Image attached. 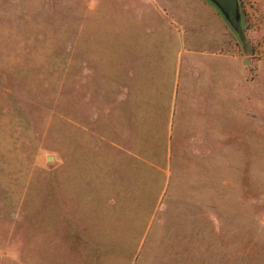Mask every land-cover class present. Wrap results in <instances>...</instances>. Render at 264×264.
I'll return each mask as SVG.
<instances>
[{"label": "rangeland", "instance_id": "1", "mask_svg": "<svg viewBox=\"0 0 264 264\" xmlns=\"http://www.w3.org/2000/svg\"><path fill=\"white\" fill-rule=\"evenodd\" d=\"M239 4L242 40L208 0H0V264H264Z\"/></svg>", "mask_w": 264, "mask_h": 264}, {"label": "water", "instance_id": "2", "mask_svg": "<svg viewBox=\"0 0 264 264\" xmlns=\"http://www.w3.org/2000/svg\"><path fill=\"white\" fill-rule=\"evenodd\" d=\"M216 7L221 16L225 19L239 40L243 39V25L239 0H208ZM48 157L47 160H50Z\"/></svg>", "mask_w": 264, "mask_h": 264}, {"label": "crops", "instance_id": "3", "mask_svg": "<svg viewBox=\"0 0 264 264\" xmlns=\"http://www.w3.org/2000/svg\"><path fill=\"white\" fill-rule=\"evenodd\" d=\"M209 70H211V72L213 73L212 69L210 68Z\"/></svg>", "mask_w": 264, "mask_h": 264}]
</instances>
